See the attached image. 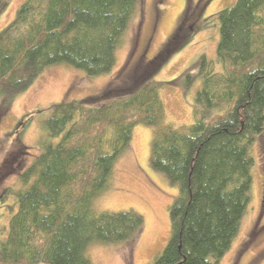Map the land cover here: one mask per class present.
<instances>
[{"label":"trees","instance_id":"16d2710c","mask_svg":"<svg viewBox=\"0 0 264 264\" xmlns=\"http://www.w3.org/2000/svg\"><path fill=\"white\" fill-rule=\"evenodd\" d=\"M139 1L23 0L0 29V105L52 64L110 72ZM216 18L215 62L202 55L182 73L184 89L200 78L191 123H164L161 82L152 78L177 32L127 91L106 88L100 97L109 99L94 105H50L46 140L20 174L22 187L8 191L15 208L0 226V264H91L92 242L136 236L140 213L92 207L135 124L152 128L148 164L177 188L166 243L147 264H214L226 253L249 202V149L264 127V0H235Z\"/></svg>","mask_w":264,"mask_h":264},{"label":"rangeland","instance_id":"374dc122","mask_svg":"<svg viewBox=\"0 0 264 264\" xmlns=\"http://www.w3.org/2000/svg\"><path fill=\"white\" fill-rule=\"evenodd\" d=\"M22 1L0 0V29L13 19ZM233 1L140 0L115 50L110 72L88 75L65 63L52 64L7 107L0 105V226L7 225L15 208L8 191L22 187L20 174L46 140L43 122L50 105L81 98L94 105L109 99L100 97L106 88L122 86L127 91L131 81L144 77L156 65L150 61L175 32L169 55L152 78L161 82L158 93L165 110L164 123L173 127L191 123L193 96L200 78L194 77L184 89L182 73L202 55L215 62L219 39L216 13ZM151 135L152 128L133 126L128 146L116 159L106 187L92 204L96 212L133 209L142 215L143 226L130 240L89 244L86 254L91 264H147L166 243L168 207L177 188L148 164ZM249 155V202L230 248L214 264H264V127Z\"/></svg>","mask_w":264,"mask_h":264}]
</instances>
